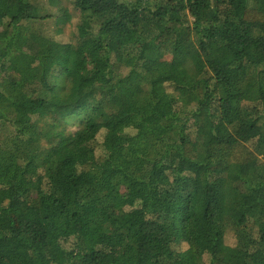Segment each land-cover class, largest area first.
Instances as JSON below:
<instances>
[{
	"label": "trees",
	"instance_id": "obj_1",
	"mask_svg": "<svg viewBox=\"0 0 264 264\" xmlns=\"http://www.w3.org/2000/svg\"><path fill=\"white\" fill-rule=\"evenodd\" d=\"M63 1L0 0V264H264V0Z\"/></svg>",
	"mask_w": 264,
	"mask_h": 264
},
{
	"label": "rangeland",
	"instance_id": "obj_2",
	"mask_svg": "<svg viewBox=\"0 0 264 264\" xmlns=\"http://www.w3.org/2000/svg\"><path fill=\"white\" fill-rule=\"evenodd\" d=\"M61 4L62 5H67L65 0ZM68 6H70V5H68ZM68 8H70V7H68ZM51 11L54 13V15H56V13H57V9L56 8H53ZM76 20H77V18L74 15H72V17H71V21H72L71 24L75 23ZM71 24H67L65 26L64 30H63V33L57 38L62 43L69 42ZM25 50L27 52L34 53L36 49H35V46H28V47L25 48ZM65 124H66V127H67V131L73 132V131L77 130L78 119H77V117H70V118L67 119V121L65 122ZM218 131L219 132H222L223 130H221L220 127H218ZM249 134H250V136H249ZM251 134L253 136V133H248V134L245 135V138H244V140H246V139L249 140V141L247 140L248 141L247 144L249 146L252 145L251 141L252 140L254 141V139H252L253 137L251 136ZM224 242L227 245H232L234 243L233 237H232V235H230V233H226L225 234V236H224ZM186 248H187V245L185 244V242L182 241V243H180V249L181 250H185ZM204 262H205V260H204Z\"/></svg>",
	"mask_w": 264,
	"mask_h": 264
}]
</instances>
